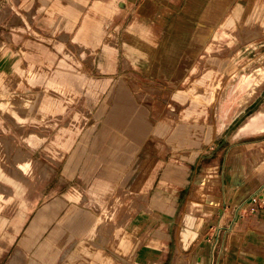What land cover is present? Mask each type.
I'll return each mask as SVG.
<instances>
[{
    "label": "crops",
    "instance_id": "1",
    "mask_svg": "<svg viewBox=\"0 0 264 264\" xmlns=\"http://www.w3.org/2000/svg\"><path fill=\"white\" fill-rule=\"evenodd\" d=\"M125 5L137 8L132 22L126 28L124 25H119L118 21V16L123 13L122 9ZM181 5L184 6L182 9H180ZM17 10H21L24 18L31 15L33 23L26 28H9L4 23H0V264H3L4 261L5 221L10 223L7 225L15 231V237L19 236L22 230L28 228L21 243L23 247L21 245L14 247L15 254L11 258L20 257L19 251L25 256L22 258L24 264H53L57 259L61 248L52 249L51 243L40 245L34 254L37 258H27V254L34 252V248L40 244L41 237L49 228L47 223L36 228L37 207L41 211L43 209L46 211L47 208L53 213L61 211L63 207V213H66L63 218V234L70 232L66 231L67 229H75V233L78 234L73 237L71 242L63 238V253L69 244L72 245L76 240L79 244L78 254L68 256L65 260L66 263L74 264L80 259L78 255L87 254L91 258L80 259L85 264H167L168 253L164 248L160 233L155 232L143 242L137 238V235L145 229L144 224L147 222L148 215L151 214L158 218V213L179 211L181 197L188 190L193 170L192 167L185 166L187 163L164 162L163 157L158 156L157 150V156L150 155L153 154V151L149 153L147 148L135 152L136 147L132 148L133 144L136 146L135 142L129 141L128 144L122 146L124 137L142 138L151 127L145 109L139 110V107H136L133 103L134 97L128 93L127 86H131L132 82L137 79L140 82H143L141 80L144 79L152 82H146L147 85L180 84L188 72L187 70L196 67L194 54L200 52L199 48L202 46V42L211 37L216 30L219 31L214 35V41L208 45L207 54L209 57L219 59L225 54L226 48L222 45L230 47L234 37L243 34L250 39V37L256 36L253 29H264V0H23ZM9 20L10 18L7 19V22ZM170 22H172L171 29L164 27ZM154 26H156L154 34L149 35ZM220 31L224 33L221 35ZM149 36L155 37L154 41L157 45L153 44L152 39L148 38ZM72 50H75L76 54L77 51L82 50L87 55L82 58L76 55L73 58L70 55ZM240 54V50H237L232 56L222 60L226 62V66L220 62V66L228 67L226 70H230L232 77L237 78L227 94L226 102L233 99L240 100L245 94L248 82H257L262 77L258 70L264 69V56L260 58V65L251 66L249 72L238 75L240 67L236 63V59ZM90 58L91 60H89ZM215 59L212 62L218 66ZM83 69H86L85 74L82 73ZM31 74L39 77V85L49 84L50 87L63 93L69 91L71 96L68 103L73 101V93L79 91L75 86L89 84L90 92H94L96 87L99 88L101 85L108 86V91L113 86L112 93L109 94L112 96L108 98L107 110L96 114L98 118L107 117L108 129H112L114 126L119 131V134L114 136L113 142L116 146L123 147L112 149L111 142H108V148L88 159V164L95 159L99 166L93 168L90 178L85 177L83 172L81 176L79 174L80 168L83 171V161L82 167L76 168L75 178L71 179V181L76 180V185L70 191L64 193L63 197L52 200L51 185L47 183L40 191L41 198L38 203L36 200L30 199L36 194L31 195L29 187H26L20 180L45 178L49 182L55 170H47L43 163L44 169L38 176L35 172L40 161L31 157L29 152L19 148L16 141V139L19 140L18 131L11 126H6V128L3 118L5 115L18 126L27 121L30 115L28 112L29 97L36 96L42 89L37 91L35 88L26 87L24 93L27 96L22 97L28 98H19L15 101L7 100L5 95L15 94L13 91L15 86L26 85L27 77H30ZM212 74V69L208 70L198 83L204 85ZM98 88L97 92H99ZM263 91L264 87L257 92L253 103ZM138 94L144 101L149 99L143 92ZM42 100L45 112L34 114V121L45 120L48 116H59L62 114L61 111L64 112L67 107V102L64 100L63 102L60 100L49 102L46 97ZM263 105L264 103L239 127L238 134L250 129L251 132H264V126L259 125L264 119V115L260 113ZM229 110L224 104L223 109L218 110L217 117L226 119ZM244 110L238 111L236 116ZM92 111V115H94V109ZM192 114L194 111L187 112L188 116ZM86 115H90V112L88 111ZM175 119L174 116H169L165 119L168 123L161 122L155 129V137L161 138L168 133L176 122ZM86 120L87 117L79 113L73 114L65 125L70 129L65 130L60 144V148L63 149L55 150L52 147H47L45 155L59 164L71 148H79V151L84 149L87 145L84 141L77 140L78 143L75 144L76 135L91 129H93L92 133H95L99 127L93 125L90 130L82 129ZM227 127L228 124L225 121L221 122L220 129ZM185 132V127L177 124L173 138L185 135ZM35 140H41V138L32 132L29 134L27 143L30 146H35ZM6 146L19 148L15 154L16 168L13 167L10 171H5L3 167ZM79 154L81 153L77 152V155ZM133 165L136 166L135 177L131 175L130 171ZM70 166L71 162L68 164V167ZM230 171L231 166L228 165L226 178L229 183L232 180ZM122 172L123 175H121ZM60 179L63 182L64 179ZM65 179L68 181L66 177ZM116 181L118 186H116ZM31 182L33 185L35 180H31ZM132 184L135 189H132ZM85 185L88 189L91 188L92 194L100 198L107 197L112 189H116L115 192L113 191L114 194L120 189L122 194L137 195L142 199V202L131 201L128 204L124 202L113 204L110 208L102 210L97 221L84 222L76 219L74 223L70 224L69 213L80 212L82 205L77 201V197H80L81 200L84 199L85 193L82 189ZM237 187L232 186L231 193ZM209 188V180L206 178L194 185L191 199L186 204L187 206L185 205L186 213L181 220L178 247L171 264H178L180 252L183 257L182 264H184L183 253L188 251L198 240L200 235L198 229L202 226V220L197 213L208 209L204 207L202 201L206 199ZM167 190H173V195L177 198L176 204L172 208L164 209L159 204L146 205L148 198L154 197L158 201ZM4 191L13 193L15 198H5ZM258 196L260 197L261 194ZM21 197L22 199H20ZM70 198H75L76 201H72ZM252 200L253 198L251 204L256 207L253 210H257V216L262 217L255 223L264 228V201L253 204ZM16 202L18 205L12 210L13 216L6 218L5 208L11 207ZM96 205L100 208L101 202L97 201ZM125 208L126 212L120 218L118 225L109 223L116 217L120 209ZM189 216L195 219L193 228L186 227L184 224L185 219ZM31 228L34 229L30 230ZM185 229L190 233L187 238L188 249L183 251L181 243ZM85 233L88 234V239L79 242V234ZM251 236L246 238V242H240L237 255L227 254L225 257L219 256L215 259L210 256L206 259L207 264L212 261H216V264H264V236L260 237L255 232ZM112 237L115 239L113 244L116 252L111 254L102 248L105 244L110 243ZM91 244L98 245L101 250L88 251ZM26 258L27 263H25ZM201 260V257L197 259L198 262Z\"/></svg>",
    "mask_w": 264,
    "mask_h": 264
},
{
    "label": "rangeland",
    "instance_id": "2",
    "mask_svg": "<svg viewBox=\"0 0 264 264\" xmlns=\"http://www.w3.org/2000/svg\"><path fill=\"white\" fill-rule=\"evenodd\" d=\"M22 2L23 0H0V23H4V25L9 28H26L28 25H31L33 23L31 15L24 18L21 14V10H17L18 7L22 5ZM183 7L184 6L181 5L180 9ZM136 9L135 6L125 5L122 9L123 13L118 16L119 25H124V28H126V26L132 22ZM169 13V15H171V12ZM8 18H10V20L7 22ZM164 27L171 29L172 22ZM155 29L156 26L153 27L149 35L152 33L154 34ZM218 31L219 30H216L211 37H208L205 42H202V46L199 48L200 52L194 54L196 67L187 70L188 72L184 75L180 84L147 85L146 82H152L146 81L145 79L141 80L143 82H140V80L137 79L132 82L131 86H127L129 89L128 93H131L134 97L133 103L136 107H139V110L145 109L151 127L142 138L124 137L122 146L128 144L129 141L132 143L135 142L136 146H134V144L132 146L133 149L136 147L134 149L135 152H140L147 148L149 153L153 151V154L150 155L157 156V150L159 153L158 156L163 157L165 160L164 162L187 163L185 166L192 167L191 169L193 170L188 190H186L184 196L181 197L179 211L158 213V218H155L151 214L148 215L147 222L144 224L146 226L145 229L137 235V238L143 242V240L148 239L155 234V232L160 233L164 248L167 249L168 253L167 264H171V261H173L178 247V234L181 228V220L186 213V204L191 199L194 185L203 178L209 180L210 188L208 190V195L206 199L202 201L204 207L208 209H204L202 212L197 213L202 220V226L198 229L200 235L190 249L183 253L184 264H207L206 259L210 256L215 259L219 256L225 257L227 254L237 255L239 253L240 242H246V238L252 237L251 235H253L254 232L256 235H260V237L264 236V228L255 223L262 217L259 215L257 216V210H253L256 209V207L251 204L252 198H257L258 203H261L259 199L264 200V194H262L264 193V157H262L264 156V132H251L250 129L240 134L237 133L239 127L247 121L252 114H255L264 103V91L253 103V100L257 97V92L261 91L262 87H264V69L258 70L262 74V77L257 82H248L247 88H245V94L240 100L236 101L233 99L226 102L225 99L227 94L235 84L237 78H233L232 72L226 70L228 67L220 66V62H223L222 60H226L228 56H232L237 50L241 52L236 59V63H238L240 67L238 69V75L249 72L251 66L260 65V58L264 56V29H253V31L256 32V36L250 37V39L243 36V34H240L239 37H234L230 47L228 45H222L226 48L225 54H223L221 58L215 59L209 57L207 54V47L214 41V35ZM219 33L222 35L224 32L220 31ZM148 38H151L153 44L157 45L154 41L155 37L149 36ZM70 55L73 58H75L76 55L82 58L84 55L86 56L87 53L79 50L76 54V51L72 50ZM214 59L217 60L218 66L215 65V62H212ZM89 60H91V58ZM225 63L226 62H223V64ZM223 66H226V64ZM211 69L213 71L212 76L204 85L199 84L198 81ZM136 71L139 72L140 70ZM84 72L86 73V69L82 70V73ZM38 81H40L39 77L37 78L31 74L30 77H27L26 85L18 86L19 89L15 86L13 89L15 94L12 96L5 95L7 100L15 101L19 98H28L22 97L27 96L24 93L26 87L35 88L37 91L42 89L36 96L29 97L30 106L28 112L30 115L27 121L23 125L18 126L13 124L5 115L3 116L5 127L11 126L14 130L18 131L19 140L14 136L12 137L16 139L19 148L29 152L31 157L40 161L35 173L38 176L41 174L44 169L42 166L43 163L46 165L47 170H55L49 182H47L45 178L20 180L26 187H29L31 195L36 194L35 197L31 196L30 199L36 200L37 203L41 198L39 196L40 191L47 183L51 185L52 200L57 197H63L64 193L70 191L71 188L76 185V180L73 179L71 181V179L75 178L77 167L83 166V171L82 168L79 170L80 176L83 172L85 177L90 178L93 174V168H98L99 166L98 161H95V159L91 161L90 164H88L87 161L92 155H97L108 148V142H111L110 147L112 149L123 148L121 146H116L113 142L114 136L119 134V131L114 126H112V129H108L107 117L98 118L96 114L98 112L103 113L107 110L109 103L108 98L112 96L109 94L112 93L113 86H111L109 91L108 86L105 85H101L99 88L96 87V89H99V92H97L96 89L94 92H90L88 90L89 84L86 86H75L79 91L73 93L74 99L71 103H68L69 97L71 96L69 91L63 93L50 87L49 84L39 85ZM139 92H143L149 99L147 101L142 100L138 94ZM45 97L49 102H56L57 100L63 102L64 100L67 102V107L64 112L61 111L62 114L59 116H48L45 120L42 119L43 121H34V114L43 113L44 111L42 99ZM224 104L227 105L228 110H230L228 117L223 120V118L217 117V113L219 109H223ZM248 105L250 106L247 107ZM93 109L96 115H92ZM243 109L245 110L236 116L238 111ZM189 110L194 111V114L188 116L187 112ZM88 111L90 115H86ZM75 113L87 117L86 124L82 129L90 130L93 125L99 127H97L95 133H92L91 130L93 129L88 132H79L75 137L76 142H74L77 144V140L84 141L85 144H87L86 147L80 150L81 152L79 148H71V150L67 152V156L58 164L45 155V150L47 147H52L55 150L63 149L60 148V144L63 140L65 130L68 131L70 129V127H66L65 125ZM260 113L263 115L264 105ZM169 116H174L176 122L171 126L168 133L161 138H156L154 135L155 129L161 122L168 123L165 119ZM223 121L228 124V127L220 129V124ZM177 124H181L185 127L186 132L185 135L173 138L175 126H177ZM259 125L264 126V119ZM32 132L38 134L41 138V140H35V146H30L27 143L29 134ZM6 147L7 148H4L3 167L5 171H10L13 167L16 168L15 154L19 148L15 149L11 146ZM77 152L81 154L77 155ZM95 157L97 158V156ZM70 162L71 166L68 167ZM82 162L84 163L83 165L81 164ZM228 165L231 166L230 174L232 180L230 183L226 178V168ZM135 168L136 166L133 165L132 170H130L131 175L134 177L136 176ZM123 174L122 172L121 175ZM60 178L64 179L63 182H61ZM31 180H35L33 185ZM116 186H118L117 181ZM232 186H234V188L235 186L238 187L231 193ZM90 189L85 185L82 189L83 193H85L84 199L81 200L80 197H77V201H79L82 206L80 207V212L77 214L75 212L73 214L69 213L71 217L68 219L70 224L72 222L74 223L76 219L84 222L92 220L97 221L103 212L102 210L110 208L113 204L121 202L128 204L131 201L136 203L142 202V199L137 195L128 193L122 194L120 189L117 190L115 194L114 192L116 189L110 190L108 196H105V198L95 196ZM132 189H135L134 184H132ZM132 191L134 192L135 190ZM165 192V195L158 201L154 197L148 198L146 205L153 206L159 204L162 205L164 209L167 208L169 210L172 208V206L176 204L177 198L174 197L173 190H167ZM260 194L261 196L259 197L258 195ZM4 197L11 198L14 197V194L4 191ZM20 199H22V197ZM71 200L76 201L75 198ZM97 201L101 202L100 208L96 205ZM17 205L18 202L11 207L5 208L4 214L6 218L7 216H13L12 210L15 209ZM22 205L21 208H23ZM125 212L126 208L120 209L116 217L111 219L109 223L118 225L120 223V218ZM65 216L66 213H63V207L61 211L54 213L50 212L47 208L46 211L45 209L41 211L40 208L37 207V212L35 214L36 228L42 226L44 223H47L49 228L41 237L40 244L34 248V252H29V254H27V258H37L34 254L37 252L40 245L51 243L53 246L52 249L61 248L53 264H63V261L64 264H72L70 262L66 263L65 260L68 256L78 252L79 244H77L76 240L72 245L69 244L67 250L63 253V238L71 242L74 239L73 237L78 234L75 233V229H67L66 231L70 232L68 234H63V218ZM8 223L7 221L4 223V239L6 241L3 243V264H24V262L22 263V256L24 255L18 257L21 258V260L16 259L15 261L11 257L15 254L16 247L19 245L23 247L21 243L28 228L22 230L19 236L15 237L16 233L8 227ZM33 229L34 228H31L30 230ZM86 239H88V234H79V242L86 241ZM110 240V243L105 244L102 249L112 254V252H116L115 245L113 244L115 239L112 237ZM96 250H101V247L91 244L88 251L94 252ZM79 257L80 259L84 257L91 258V256L87 254L78 255V258ZM199 257L202 258L200 262L197 261ZM10 258L11 261L9 263ZM27 258L25 263L28 261ZM80 259L78 260L80 262L76 261L75 263L85 264V262ZM210 264H216V261H212Z\"/></svg>",
    "mask_w": 264,
    "mask_h": 264
},
{
    "label": "bare ground",
    "instance_id": "3",
    "mask_svg": "<svg viewBox=\"0 0 264 264\" xmlns=\"http://www.w3.org/2000/svg\"><path fill=\"white\" fill-rule=\"evenodd\" d=\"M254 84V83H253ZM251 85V84H250ZM263 115H264V113H263ZM262 157H264V156H262ZM262 160H263V158H262ZM184 224H185V226L186 227H190V228H193L194 226H195V219L194 218H192V217H187L186 219H185V221H184ZM189 230H184V232H183V236H182V243H181V249L183 250V251H186L187 249H188V246H187V238H188V235H189ZM18 254H19V256L20 255H23L22 254V252H19L18 251ZM23 258H24V256H22ZM183 257H182V254H181V252L179 253V255H178V264H182V261H183V259H182ZM16 259H19V260H21V258H18L17 256L14 258V261L16 260ZM13 261V262H14ZM21 262V261H20ZM22 263H23V261H22ZM14 264V263H13ZM177 264V263H176Z\"/></svg>",
    "mask_w": 264,
    "mask_h": 264
},
{
    "label": "built area",
    "instance_id": "4",
    "mask_svg": "<svg viewBox=\"0 0 264 264\" xmlns=\"http://www.w3.org/2000/svg\"><path fill=\"white\" fill-rule=\"evenodd\" d=\"M260 201H264L263 199H259ZM253 204H257L258 203V199L257 198H253L252 200Z\"/></svg>",
    "mask_w": 264,
    "mask_h": 264
}]
</instances>
